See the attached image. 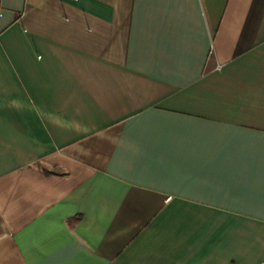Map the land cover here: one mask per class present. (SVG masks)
<instances>
[{
    "label": "crops",
    "instance_id": "1",
    "mask_svg": "<svg viewBox=\"0 0 264 264\" xmlns=\"http://www.w3.org/2000/svg\"><path fill=\"white\" fill-rule=\"evenodd\" d=\"M0 264H264V0H0Z\"/></svg>",
    "mask_w": 264,
    "mask_h": 264
}]
</instances>
